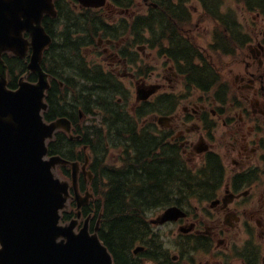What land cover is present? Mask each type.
<instances>
[{"label":"flooded vegetation","instance_id":"obj_1","mask_svg":"<svg viewBox=\"0 0 264 264\" xmlns=\"http://www.w3.org/2000/svg\"><path fill=\"white\" fill-rule=\"evenodd\" d=\"M53 1L57 14L45 15L43 25L52 37L51 57L57 61L58 50L64 53L69 77L113 79L93 90H135L134 104L145 103L147 114L173 132L172 139L195 168L211 158L220 161L219 182L209 193L184 208V218L160 226L178 228L174 260L264 264V0H233L244 5V25L237 10H225L223 0L207 7L209 0H193L215 22L212 40L223 37L228 25L240 36L233 49H219L211 41L210 50L226 54L224 62L219 58L215 63L198 44L199 36L186 28L194 21L192 0ZM90 47L94 56L87 54ZM59 71L52 74L59 77ZM53 85H58L55 79ZM151 88L158 93L138 100V90ZM156 95L163 96L164 113L153 107ZM161 115L166 118L159 119ZM120 121L121 116L116 123ZM102 171L98 183H108L106 169ZM93 180L80 173V185L89 187ZM96 219L92 215L91 229Z\"/></svg>","mask_w":264,"mask_h":264},{"label":"water","instance_id":"obj_2","mask_svg":"<svg viewBox=\"0 0 264 264\" xmlns=\"http://www.w3.org/2000/svg\"><path fill=\"white\" fill-rule=\"evenodd\" d=\"M54 8L53 0H0V264H114L98 235L99 226L91 233L88 223L77 230L78 219L61 223V212L71 198L77 200L79 211L94 194L79 191V163H71L73 196L71 182L56 174L58 164L69 162L47 157V143L54 133L62 127L71 131L67 118L47 121L43 114L50 76L42 60L51 36L42 19L55 14ZM30 47L27 73L17 88H11L3 54L23 58ZM31 73L36 81L27 79ZM154 91L140 96L147 98ZM180 214L179 209L169 208L162 221Z\"/></svg>","mask_w":264,"mask_h":264},{"label":"trees","instance_id":"obj_3","mask_svg":"<svg viewBox=\"0 0 264 264\" xmlns=\"http://www.w3.org/2000/svg\"><path fill=\"white\" fill-rule=\"evenodd\" d=\"M175 41L179 42V40ZM55 56L57 66L68 70L67 65L70 64L66 63L67 57L64 53L58 50ZM6 60L12 73L10 86L16 87L19 75H16L15 71L19 69V74L24 73L27 59L6 55ZM186 64L194 65L188 60ZM82 77L90 83L91 89L75 90L77 93L75 100L82 99L86 102L83 106L87 113H93L95 108L105 111L110 121L108 124L110 132L114 134L121 131L128 132L131 117L128 121L127 113L122 114L123 122L116 123L119 112L116 110L118 106L115 97L118 91L102 90L103 88L93 90V87L106 85L111 78L90 79L85 75ZM67 89L68 85L65 90H60L59 85H53L51 88L48 95L50 106L46 112L48 119L62 114L72 117V113L64 108L67 105L66 97L69 91ZM125 123L127 124L124 125ZM137 125L134 120L135 130L130 131L131 135L124 138L126 152L124 165L120 168L106 166L110 183L106 186L107 190L98 189V195L102 196L104 205L100 236L113 253L116 264H138L132 249L135 242L147 240L150 234L146 220L147 211L171 204L188 205L193 196L208 193L216 184L217 176L221 174L219 167L212 165L207 172L197 178L195 172L182 160L175 144L168 142L160 133L139 130ZM72 144L74 142L69 141L65 134L59 133L49 146L50 152L61 153L69 158L80 157L81 153L75 152ZM91 147L93 149L94 146ZM98 161L96 154L94 164ZM63 171L68 173L67 170ZM100 208L97 204V212Z\"/></svg>","mask_w":264,"mask_h":264},{"label":"rangeland","instance_id":"obj_4","mask_svg":"<svg viewBox=\"0 0 264 264\" xmlns=\"http://www.w3.org/2000/svg\"><path fill=\"white\" fill-rule=\"evenodd\" d=\"M226 1H228V2H226ZM223 3H224L225 10H226V8L227 9L232 8L233 10H237V13H238L237 16H239V20H240V22L243 25L247 22L246 14L241 12V10H240L241 6L243 4L241 6H239V5L236 6L234 4L233 0H223ZM143 6H144L143 4L142 5L138 4V7H142L143 8ZM190 6L194 10L193 11V13H194L193 14L194 21H192L186 27L187 29H190L189 33L192 36H196V35L199 36V38H197L198 44H200L206 50V54H208L209 59L212 60L213 63H215L217 61V59H219V58H222V60L224 62L225 58H226V56H225L226 54L221 53V51L210 50V47H209V44L211 43V41L213 39V36H212L213 31L212 30H213V26H214L215 22L212 21V20H209L205 16L204 11H203V7L201 6V4L198 1H193L192 0L190 2ZM229 15H231V14H229ZM242 28L244 29V31L247 30L245 27H242ZM147 53L148 54H152L154 56H157V52L156 51H154L153 53H150L149 51H147ZM87 54H89L88 56H94V54L91 53V47L87 50ZM52 61H53V57H51V55H49V57L47 58V66H49V62H52ZM159 61H163V59H160ZM153 65H157V64L153 63ZM67 67L70 68L71 66L67 65ZM60 72L63 73L65 76H69L71 74L70 71L67 70V69L60 70ZM15 74L19 75V69H16ZM65 80H66V78H65ZM68 81L70 83H73L72 81H75V79L72 78L71 81L70 80H68ZM85 86H86V84L84 83V84H82L80 86L79 89L83 90V88ZM127 93H128V99L126 100L127 101V106L126 107H127V109H129L133 113H136L140 103L134 104V102H137L135 90H131L130 92L128 91ZM157 96H159V95H156L153 98L154 102L156 101V97ZM76 98H77V94L74 95L73 91L68 92L67 97H66V104L67 105L64 107L65 110H68V112L72 113V112L78 111L79 109H82V107H78V106L82 105V99L75 100ZM145 105H142V106L140 105V108L141 107H145ZM178 105L181 106V102L180 101L178 102ZM161 108L165 109L163 111H166V104H164ZM76 116L78 117V115H76ZM99 116H101V115L99 114ZM94 117H95V120L98 119V115L89 116V118H88L89 121L85 122L83 126L85 128L86 134L88 136H90V139H93L95 142H97L98 138H96V134H97V132L99 131V129L101 127H100V125L98 123H94V122H92L90 120V119H92ZM153 117L154 116L147 114L144 117V120L145 121H153V122H155V117L154 118ZM98 121H99V119H98ZM118 152H119L118 149H110L108 155H106L104 153L103 148H102V144H100L99 145V149L96 151L97 159L99 160L100 158H102L104 156L105 159H107L110 162L111 161H116L118 159ZM184 157L186 159H188L189 155L185 154ZM190 167L193 168V169L195 168L194 163L192 161H190ZM178 180H179V177H178ZM157 214L158 213H156V212H151L149 218L150 217L151 218L155 217ZM157 231L162 234L161 241L169 249V251H170V252L168 251L169 256L172 257L175 254H177L178 251L175 248V246H177V239H176L175 235L178 232V228L177 227H173V226H167V227L164 226V227H162L160 229H157ZM148 264H151V261H148ZM177 264H180V261H178Z\"/></svg>","mask_w":264,"mask_h":264},{"label":"bare ground","instance_id":"obj_5","mask_svg":"<svg viewBox=\"0 0 264 264\" xmlns=\"http://www.w3.org/2000/svg\"><path fill=\"white\" fill-rule=\"evenodd\" d=\"M84 79H85V78H84ZM87 89H89V88H87V87H84V88H83V90H87Z\"/></svg>","mask_w":264,"mask_h":264}]
</instances>
